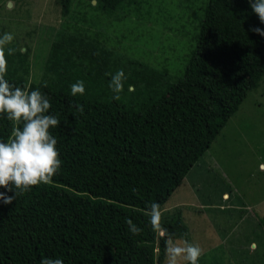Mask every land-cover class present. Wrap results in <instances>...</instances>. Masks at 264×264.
<instances>
[{
	"label": "trees",
	"instance_id": "1",
	"mask_svg": "<svg viewBox=\"0 0 264 264\" xmlns=\"http://www.w3.org/2000/svg\"><path fill=\"white\" fill-rule=\"evenodd\" d=\"M73 1L58 0L63 15ZM250 3L208 1L180 76L143 61L120 63L101 41L64 30L41 60L31 61L18 39L7 46L16 51L4 53L5 77L40 88L52 100L50 111L60 114L52 131L63 164L49 183L0 203V264H39L45 255H60L65 264H161L164 238L148 221L151 201L161 205L162 226L197 243L192 219L166 205L264 78V37L251 30L264 23ZM153 5L97 0L108 15L129 9L149 18ZM32 62L41 71L37 79H30ZM119 68L128 80L114 98L106 73ZM78 79L85 91L74 96L70 85ZM128 83L134 91L127 92ZM14 126L0 115V137L10 138ZM127 217L143 228L140 234L128 231Z\"/></svg>",
	"mask_w": 264,
	"mask_h": 264
},
{
	"label": "rangeland",
	"instance_id": "2",
	"mask_svg": "<svg viewBox=\"0 0 264 264\" xmlns=\"http://www.w3.org/2000/svg\"><path fill=\"white\" fill-rule=\"evenodd\" d=\"M149 1L155 5L149 18H145L129 9L108 15L98 8L95 0H74L69 15L62 14L58 0H0V34L12 32V41L18 39L22 50L27 47L31 50V61L45 58L55 35L64 30L101 41L120 63L143 61L159 69L167 67L171 75L180 76L196 43L194 36L200 30L209 0ZM144 6L149 7L146 3ZM40 72L39 65L33 63L30 79H37ZM261 165H264V78L258 88L248 92L239 110L167 202V209H179L185 220L192 219L195 234H200H194L195 241L204 249L199 264L207 261L228 264V253L213 249V245L214 237L224 238L229 228L244 239L239 241L231 232L235 241L230 240L228 245L226 240L227 247L242 250L229 264H264V214L256 220L254 217L257 227H251L244 222L246 213L241 217L233 213L234 208L239 210L241 204L251 201L263 202L255 210L263 211ZM198 203L206 205L207 212L199 214ZM250 209L254 211V206ZM204 218L209 222L196 227L194 219L199 222ZM253 238L259 243L258 249L244 250L249 246L240 243L249 244ZM247 250L248 256L244 253Z\"/></svg>",
	"mask_w": 264,
	"mask_h": 264
},
{
	"label": "clouds",
	"instance_id": "3",
	"mask_svg": "<svg viewBox=\"0 0 264 264\" xmlns=\"http://www.w3.org/2000/svg\"><path fill=\"white\" fill-rule=\"evenodd\" d=\"M250 7L264 23V0H251ZM251 30L264 37V27L253 26ZM13 38L10 31L0 34V115L19 125L13 127L10 138L0 137V188L6 189L0 190L2 204H11L34 185L49 183L63 164L58 138L52 131L60 124V114L50 111L51 98L38 87H22L4 75L7 70L4 53L7 51L11 55L16 51L7 47ZM106 75L110 77L108 87L113 97L119 98L128 75L123 68ZM70 90L74 96L83 94L84 81L76 80L70 85ZM134 90L135 84L128 83L127 91ZM77 110L83 112V105H78ZM148 211L149 223L164 238V264H199L204 251L202 246L177 237L162 226L163 210L158 201H151ZM125 222L131 234L138 235L143 231L132 218L127 217ZM233 234H237L236 230ZM39 264H65V261L60 255H45Z\"/></svg>",
	"mask_w": 264,
	"mask_h": 264
},
{
	"label": "crops",
	"instance_id": "4",
	"mask_svg": "<svg viewBox=\"0 0 264 264\" xmlns=\"http://www.w3.org/2000/svg\"><path fill=\"white\" fill-rule=\"evenodd\" d=\"M261 166H264V165H261ZM263 168V167H262ZM189 191V189H187L186 190V192H188ZM224 194V193H223ZM225 194H227V193H225ZM226 196V195H225ZM201 207H199V210H198V213L199 214H204L205 212H207V206L206 205H204L203 203H198ZM263 205V202H257V203H254V202H249V203H243V204H241L240 205V207H239V210L237 209V208H234L233 209V213H236V216H242L243 214H245L246 215V219L244 220V222L246 223V225L247 226H249L250 224H251V227L252 226H254V227H257V224L256 223H254L253 222V219H254V217H255V220L256 219H258L259 217H261L262 216V214H264V207H263V211L260 213V211H259V213H257L255 210H257L258 208H261V206ZM251 206H254V211H252L251 209H250V207ZM194 221H195V223H196V227H199V226H205L206 225V223H208L209 222V220L208 219H206V218H204V219H201L199 222H198V220H195L194 219ZM249 221V222H248ZM248 223V224H247ZM251 230V229H250ZM209 232V231H208ZM231 232H233V230H228L227 231V234H226V236L224 237V238H216V237H214L215 238V241H216V243L213 245L214 246V248L213 249H216V250H224V251H226L227 253H228V255H229V258H231L232 260H235V258L236 257H238L237 256V254H241L242 253V250L240 249L241 247H236V248H234L233 249V247H231L233 250L231 251V252H228L229 251V249H231L230 247H227L226 246V240H227V242H228V245H229V241L230 240H234L235 241V239L234 238H232V235H231ZM246 232V231H245ZM210 233H212V232H210ZM195 235H197V236H199L200 234H195ZM236 236L239 238V241L240 240H244V239H242L241 238V236L239 235V234H236ZM240 244H243L244 246H246V245H248L249 246V248H247V247H245L244 248V250L245 249H249V250H257L258 249V247H259V243H258V241L255 239V238H253L251 241H250V243L249 244H247V243H240ZM235 249H237V253L235 252ZM232 252L233 253H236L235 255L234 254H232ZM245 253V255L246 256H248L249 254V251L247 250V253H246V251L244 252Z\"/></svg>",
	"mask_w": 264,
	"mask_h": 264
},
{
	"label": "water",
	"instance_id": "5",
	"mask_svg": "<svg viewBox=\"0 0 264 264\" xmlns=\"http://www.w3.org/2000/svg\"><path fill=\"white\" fill-rule=\"evenodd\" d=\"M250 2H251V0H250ZM10 4H11V2H10Z\"/></svg>",
	"mask_w": 264,
	"mask_h": 264
}]
</instances>
